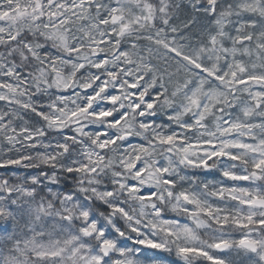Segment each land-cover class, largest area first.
Here are the masks:
<instances>
[{"label":"snow or ice","instance_id":"obj_1","mask_svg":"<svg viewBox=\"0 0 264 264\" xmlns=\"http://www.w3.org/2000/svg\"><path fill=\"white\" fill-rule=\"evenodd\" d=\"M0 264H264V0H0Z\"/></svg>","mask_w":264,"mask_h":264},{"label":"rangeland","instance_id":"obj_2","mask_svg":"<svg viewBox=\"0 0 264 264\" xmlns=\"http://www.w3.org/2000/svg\"><path fill=\"white\" fill-rule=\"evenodd\" d=\"M182 222H188L187 220H182Z\"/></svg>","mask_w":264,"mask_h":264}]
</instances>
